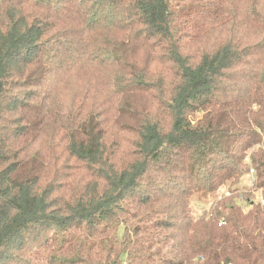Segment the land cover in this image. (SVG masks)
I'll list each match as a JSON object with an SVG mask.
<instances>
[{"label": "trees", "instance_id": "trees-1", "mask_svg": "<svg viewBox=\"0 0 264 264\" xmlns=\"http://www.w3.org/2000/svg\"><path fill=\"white\" fill-rule=\"evenodd\" d=\"M261 201L264 0H0V264H264Z\"/></svg>", "mask_w": 264, "mask_h": 264}, {"label": "rangeland", "instance_id": "rangeland-1", "mask_svg": "<svg viewBox=\"0 0 264 264\" xmlns=\"http://www.w3.org/2000/svg\"><path fill=\"white\" fill-rule=\"evenodd\" d=\"M120 121L123 122V117H120ZM243 187H249V182L247 181V178H246V180L244 181V186H243ZM220 192H221V193H226L227 191H226L225 188H223ZM198 196H199V194H198ZM253 200H255V201H259V200H260V195H259V194H256V195L253 197ZM194 201H195V198H193L192 201H191V208H192L193 210H195V208H196V203H195ZM196 209H197V208H196ZM119 235H120V233H119Z\"/></svg>", "mask_w": 264, "mask_h": 264}, {"label": "built area", "instance_id": "built-area-1", "mask_svg": "<svg viewBox=\"0 0 264 264\" xmlns=\"http://www.w3.org/2000/svg\"><path fill=\"white\" fill-rule=\"evenodd\" d=\"M252 174H253V171L250 170V175H252ZM240 201L242 202V200H240ZM261 204H262V206H263V208H264V202L261 201Z\"/></svg>", "mask_w": 264, "mask_h": 264}]
</instances>
